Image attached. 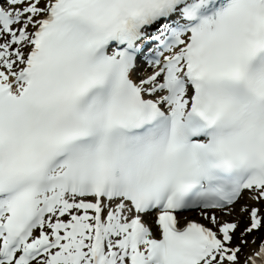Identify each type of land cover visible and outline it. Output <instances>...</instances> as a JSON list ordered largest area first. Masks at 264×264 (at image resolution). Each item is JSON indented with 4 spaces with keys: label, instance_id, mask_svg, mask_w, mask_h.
Instances as JSON below:
<instances>
[{
    "label": "snow or ice",
    "instance_id": "obj_1",
    "mask_svg": "<svg viewBox=\"0 0 264 264\" xmlns=\"http://www.w3.org/2000/svg\"><path fill=\"white\" fill-rule=\"evenodd\" d=\"M0 264H264V0H0Z\"/></svg>",
    "mask_w": 264,
    "mask_h": 264
}]
</instances>
